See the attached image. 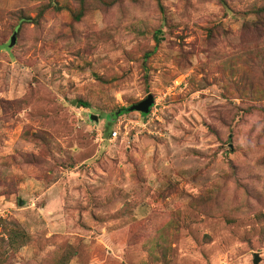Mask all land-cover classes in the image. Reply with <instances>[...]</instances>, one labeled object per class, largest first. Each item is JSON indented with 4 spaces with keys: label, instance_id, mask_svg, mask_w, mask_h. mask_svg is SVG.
I'll return each instance as SVG.
<instances>
[{
    "label": "rangeland",
    "instance_id": "rangeland-1",
    "mask_svg": "<svg viewBox=\"0 0 264 264\" xmlns=\"http://www.w3.org/2000/svg\"><path fill=\"white\" fill-rule=\"evenodd\" d=\"M255 254L264 0H0V264Z\"/></svg>",
    "mask_w": 264,
    "mask_h": 264
},
{
    "label": "water",
    "instance_id": "water-1",
    "mask_svg": "<svg viewBox=\"0 0 264 264\" xmlns=\"http://www.w3.org/2000/svg\"><path fill=\"white\" fill-rule=\"evenodd\" d=\"M16 31H17V28L14 29V32H13V34L10 37V43L14 42ZM152 103H153V96L151 94H147V96L144 99H142L141 101L131 105L129 107V110L130 111L135 110V111H138L140 113L146 114L148 112V110H149V107L152 105ZM90 118L96 120L95 115H90ZM19 203L21 204L20 200H19ZM258 261H259V258L257 256V254H255L254 258L252 260V263L253 264H257Z\"/></svg>",
    "mask_w": 264,
    "mask_h": 264
},
{
    "label": "trees",
    "instance_id": "trees-1",
    "mask_svg": "<svg viewBox=\"0 0 264 264\" xmlns=\"http://www.w3.org/2000/svg\"><path fill=\"white\" fill-rule=\"evenodd\" d=\"M16 28H17V31H18V27H16ZM15 35H16V33H15ZM80 105L81 106H86V104L84 102H80ZM124 110H125V108H122L120 111L123 112Z\"/></svg>",
    "mask_w": 264,
    "mask_h": 264
},
{
    "label": "built area",
    "instance_id": "built-area-1",
    "mask_svg": "<svg viewBox=\"0 0 264 264\" xmlns=\"http://www.w3.org/2000/svg\"><path fill=\"white\" fill-rule=\"evenodd\" d=\"M116 134H117V131H116V130H113V132H112V136L115 137Z\"/></svg>",
    "mask_w": 264,
    "mask_h": 264
}]
</instances>
